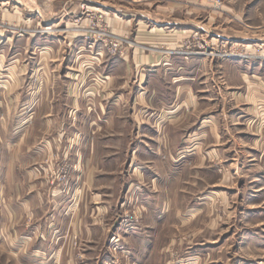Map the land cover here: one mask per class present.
Listing matches in <instances>:
<instances>
[{
  "label": "rangeland",
  "instance_id": "374dc122",
  "mask_svg": "<svg viewBox=\"0 0 264 264\" xmlns=\"http://www.w3.org/2000/svg\"><path fill=\"white\" fill-rule=\"evenodd\" d=\"M223 61L264 63V0H0V264H264V104ZM168 62L199 110L157 105Z\"/></svg>",
  "mask_w": 264,
  "mask_h": 264
},
{
  "label": "crops",
  "instance_id": "0c3cea01",
  "mask_svg": "<svg viewBox=\"0 0 264 264\" xmlns=\"http://www.w3.org/2000/svg\"><path fill=\"white\" fill-rule=\"evenodd\" d=\"M170 63H166L164 66V69L162 68V73H163V77L161 79H153V77L149 78L148 80H151L152 83L151 84V88L153 89L155 86V91L158 90L157 85L158 86H162V87H166V88H171L172 91L169 92L167 97H163L160 99H157L156 101H158L160 104V107L166 108V109H170L173 105H174V101L178 100L177 102L180 101V103L182 104V108L185 109V112H190L191 110L193 111V109H200L201 108V103L200 100H202L203 98H196L194 95V89L193 86L196 85L195 79L194 77H174L171 76V73L174 72V69H172V67H170ZM253 70L250 74H245L242 72L243 67L240 63L237 62H232V61H226L223 63H221V69L223 70V73L225 76H227V78H225V80H227L228 84H231L230 86H233L234 89H237L236 87L238 86L237 82L238 81H243L245 79L244 76L246 77V80L248 81L247 84H249V89L246 93V95H242V93L240 94L237 92H233L230 95V100H232L233 103H239L241 102L243 99H246L248 101H254L256 103V105L258 106L259 103L264 104V71L261 72V68L262 70L264 69V63H254L253 65ZM262 66V67H260ZM180 69H182L181 66H179L177 68V71H179ZM176 71V70H175ZM196 71V70H195ZM195 71H192V75L195 76ZM159 72L158 70L156 71V73ZM155 72H153L154 74ZM229 73V75H228ZM151 74V75H153ZM170 74V76L168 75ZM244 75V76H243ZM249 75V77L247 76ZM144 79V77H146V75H144V73H142L141 75ZM141 77V79H142ZM140 79V80H141ZM171 79V80H169ZM206 79L203 80L201 83L198 82V85H205L206 84ZM204 82V83H203ZM246 82V81H244ZM227 84V85H228ZM151 89V90H152ZM153 91V90H152ZM146 91H142L139 92L137 97L138 100H140V103H148V101L146 100V97L144 96ZM162 92V91H161ZM167 93V92H166ZM153 95V93H152ZM168 97H173V98H168ZM168 98V99H166ZM222 101L226 102L227 97L225 95V97H221ZM172 101V103L170 102ZM227 103V102H226ZM162 104V106H161ZM203 104V103H202ZM229 104V103H227ZM226 106V104H225ZM261 107L263 108L264 105H261ZM258 110V107L256 108ZM264 110V108H263ZM183 111V109H182ZM177 113V112H176ZM18 211V209H17ZM60 214L59 213H53L48 215H42V219L44 218V220H46V217L48 216L47 220L49 223L51 222H56V224L58 223V216ZM48 231V234L46 237H44V235H41L40 239H35V243L37 248L34 249V255L36 258H40L43 260V262H50V261H61L62 259V255L64 254L62 252V244H61V238L60 237H55L52 236L50 231ZM18 233H20L18 231ZM46 234V233H45ZM49 234L51 235V237H49ZM27 241H25L24 243L26 244ZM22 243V242H21ZM19 245V241L18 244ZM58 247H57V246ZM66 256H67V251H66Z\"/></svg>",
  "mask_w": 264,
  "mask_h": 264
}]
</instances>
